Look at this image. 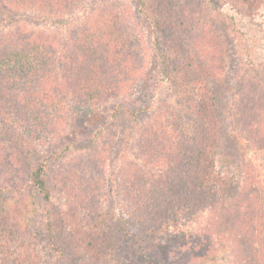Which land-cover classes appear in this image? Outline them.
Returning a JSON list of instances; mask_svg holds the SVG:
<instances>
[{"label":"rangeland","instance_id":"1","mask_svg":"<svg viewBox=\"0 0 264 264\" xmlns=\"http://www.w3.org/2000/svg\"><path fill=\"white\" fill-rule=\"evenodd\" d=\"M238 3L0 0L4 49L27 34H48L56 36L50 51L66 59L53 75L41 67L44 80H28L22 100L33 112L10 109L16 124L0 117V264H132L142 245L168 260L200 225L220 219L205 206L219 195L236 198L235 211L248 208L251 246L264 254V10L254 17ZM240 34L251 58L240 50ZM160 52L208 70L217 115L203 114L196 95L190 102L189 85L174 96ZM39 85L54 87L48 102ZM148 138L149 149L140 148ZM38 164L60 251L48 247V206L31 181ZM209 165L230 182L223 192L198 187ZM182 254L181 264H245L224 241Z\"/></svg>","mask_w":264,"mask_h":264},{"label":"trees","instance_id":"2","mask_svg":"<svg viewBox=\"0 0 264 264\" xmlns=\"http://www.w3.org/2000/svg\"><path fill=\"white\" fill-rule=\"evenodd\" d=\"M32 1L34 2L37 0ZM229 1H232L233 4L239 2L236 6L237 9L244 8V10H250V14H255L254 17L258 16L257 14L264 10V0ZM242 2H246L248 4H242ZM232 28L236 29L235 25H233ZM33 35L34 33H30L29 35L27 34L25 40L20 41L17 45L9 44L6 49L3 47V42L0 41V117L14 124H16V122H13L15 118L12 116V113L14 112H11L10 109L12 110L13 108L15 112L22 109L26 111L25 113H31L34 111V109H32L30 106L25 107L22 100L24 98L23 93H25L26 87L31 88V83H28V80L36 77L44 80L45 75L39 76L41 73L38 72L41 67H46L45 70L47 71L48 68H51L50 75H53V73H55L54 68L58 65L63 66V64L66 62V59H61V54L58 55L55 51H50L52 50V46L54 45L53 41L55 40L56 36L48 37V34H45L39 36L37 35L38 37H33ZM238 37L240 40V50L242 51L243 49L248 57L250 56L251 58V50L249 48L248 42L244 38L245 36L240 34ZM74 39L79 40L77 37ZM199 39L201 38L199 37ZM171 54L172 53L166 54L160 52V73L163 79L167 80V82L170 84L174 96L176 98H180L182 94L188 90L189 85L190 102L192 97L196 95V98L204 103V105L201 106L203 109V114L208 116L210 115L211 117L217 115V111L220 109V106L218 105L217 107V102H215V92L212 88L213 83H211V88L207 85L211 81L207 77L208 70L205 69L198 71L197 69H194V66H191V64L187 63L185 55L178 54L173 56ZM214 79L216 78H213V80ZM88 82L89 81L87 80L83 84V87H87ZM92 83H94V81ZM196 84L199 85L200 88L197 87ZM183 85H185L187 89ZM39 86L40 89L38 90V96L45 97V101L48 102V97L52 96L54 93V87L46 88L45 85ZM92 89L94 88L92 87ZM246 91L247 90H245L244 94ZM64 97L65 96L62 93L57 94L53 101L61 103V99L63 100ZM212 101L214 102L211 103ZM254 105L255 104L248 105L250 113L253 111ZM18 106H21L20 109ZM190 107L191 105L189 108ZM231 120L233 119L230 116L229 121ZM205 121L207 122V125L212 124L211 121L206 119ZM212 122L213 125H216V121ZM157 129L162 131L158 126ZM149 138L145 141H139V147H147L149 149V145H147V142H150ZM3 147V144L0 142V150H2ZM4 156H8L9 159L11 158L7 151L5 152ZM142 157H145V154L142 155ZM146 157H148V154ZM42 171L43 166L38 164V167L31 174V181L40 194L43 203L48 206V210H46L48 216L45 217V222L43 224L44 231L47 235L48 247L53 251H60V249H58V247H60L58 228L55 227V222L52 219L50 212L52 200L51 190L47 184V181L42 176ZM202 173L201 181L198 186L200 188H205L208 190V187H211L214 192L219 193L223 192L224 189L230 186L229 181L220 182L219 179H222L225 174L217 173L215 176L214 171L211 169V165L207 166L205 171ZM207 176L210 178V180H207ZM199 191L201 190L199 189ZM200 199L201 198L195 200V202L199 201ZM236 202V198L232 199V197H229L228 200H226L224 197H222V195L217 196L216 200H213L211 203L207 202V205H205L206 210L215 211L213 215L217 214L220 219H212L211 224L207 223L204 226L200 225V228L198 227L199 232H196V237H194L195 239L192 238L191 241H189V243L184 246L181 251L183 253H190L192 256L195 254L199 255L204 251L209 250V248H213L214 246L216 247L219 243H223L224 241V243L228 242L230 245H236L237 251L239 253V257L237 258L243 260L245 259V264H264V254L259 251H255L256 249L252 248L251 246V241L255 240L253 237H256V234H254L255 229L252 226L253 223L250 225L247 221L248 218L251 217V214L249 215L247 207H244L243 214L241 212L243 207L240 208L239 206L240 210L238 209L235 211L234 207ZM218 205H221V207L224 205L227 207L229 206V209L227 210L228 212L223 213L224 209L221 210L220 214L216 212ZM261 239L263 238L259 237L256 241L258 243H262ZM141 247L142 250L139 251L138 255V257H140V261H135L132 264H169L171 261L173 264H181L179 259L181 260L182 256L184 255L182 252H180L182 256L178 255L176 257L175 251L172 249L170 254L171 259L163 260V254L158 250V248H145L143 245Z\"/></svg>","mask_w":264,"mask_h":264}]
</instances>
